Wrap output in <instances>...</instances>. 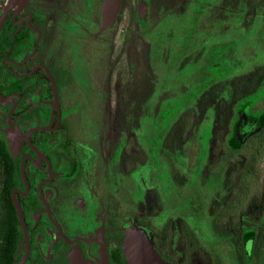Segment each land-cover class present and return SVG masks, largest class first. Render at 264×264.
<instances>
[{"label":"flooded vegetation","instance_id":"1","mask_svg":"<svg viewBox=\"0 0 264 264\" xmlns=\"http://www.w3.org/2000/svg\"><path fill=\"white\" fill-rule=\"evenodd\" d=\"M102 2L0 0V110L8 131L0 142L12 155L7 183L21 232L14 264H128L124 230L134 218L167 264H264L259 235L246 239L243 230L242 253L231 251L226 236L231 227H264V202L262 218L240 225L264 161V141L256 140L264 98L253 107V81L239 76L236 31L224 32L211 11L172 13L206 27L182 36L176 51L174 31L167 32L168 46L153 45L148 62L143 43L124 57L135 58L134 92L123 65L119 123L113 139L103 141L110 128L108 74L116 64L106 60L111 52L123 55L125 45L110 46L106 34L119 17L102 30ZM255 16L264 19V11ZM192 45L195 54L187 49ZM176 54L184 60L171 66ZM199 60L205 66L216 60L227 68L224 77L198 78L195 85L187 74ZM78 83L89 92L77 91ZM126 100H135L134 110ZM175 106L187 116L177 120ZM202 116L209 118L202 122Z\"/></svg>","mask_w":264,"mask_h":264},{"label":"rangeland","instance_id":"2","mask_svg":"<svg viewBox=\"0 0 264 264\" xmlns=\"http://www.w3.org/2000/svg\"><path fill=\"white\" fill-rule=\"evenodd\" d=\"M186 1L184 4L180 3L181 0H144L147 5L146 10V17L141 18L140 16V4L141 0H132L131 3V11H134L133 15H123L118 16V22L116 25L112 28H109L110 30L106 34V38L110 44V46H120L124 41V54L123 57H127L129 54H132L136 48H139V46L142 45V37L143 39H153V45H160L159 51L162 50L161 46H168V44H165L162 42V39L167 35V32L169 34L175 35L174 42L171 43L173 45V50H179V46L183 44L182 36L187 34H195L199 30L202 29L201 26L199 27H192L190 22L187 24L186 21L181 20V18H178V16H175L176 19H173L172 13H179L180 15L184 16L187 12L194 13L196 6L194 5L193 0H184ZM255 1H261L262 0H249L250 3L254 4ZM207 2H215L214 4L208 3V5L204 6L205 8H210L217 14V21H223L222 23V29L224 32H227V34L230 33L232 29L236 31L237 38L239 40L240 46L238 50V54L240 56V66L242 69L239 73H244L245 71H250L251 68L262 65L264 62V19H260L255 16L256 14V8L254 10L252 9V5L246 6V3H248V0H238L237 4L226 6L224 5L221 0H207ZM183 4V5H182ZM205 4V3H204ZM264 4V2H263ZM199 5V4H197ZM210 6V7H209ZM198 8L201 7L200 5L197 6ZM207 9L206 12L209 10ZM251 9V10H249ZM204 10V9H202ZM259 10H262V7L259 8ZM252 18L254 20H252ZM180 19V20H179ZM210 20V19H206ZM205 21L203 28H205ZM202 25V23H200ZM138 28L139 32L135 29ZM209 29V26H207ZM100 24H96L93 30L97 32L99 30ZM194 30V32H193ZM253 30V34L250 37L248 35L249 31ZM141 35V36H140ZM248 35V36H247ZM244 38V39H243ZM154 40H156L154 42ZM199 39L197 41L198 45ZM58 43L52 44V49L57 50ZM218 47L216 50L218 52H221V50ZM188 51L192 54H195L197 52V48L195 45L189 46ZM237 49V48H236ZM132 52V53H131ZM117 55V53L115 54ZM114 55V56H115ZM173 59L176 61V63H173L170 61L171 66H176L177 63L180 65L184 59L179 60L178 54H176ZM125 60V59H124ZM180 61V62H179ZM92 66L96 65L97 63L95 61H92ZM123 63H116L115 67L111 69V72L108 74V86L107 91L111 94L110 99L107 100L106 104L104 105V109L107 111L106 114L109 116V139L104 138L103 141H111L114 137V127L117 123L115 120V112L117 109V92L119 90V87L122 83L121 74H124V71L121 69L123 67ZM185 66H188L186 64ZM204 67L205 64H203V60H199L197 63H192L189 66V73L187 74L188 77H194L192 79V82H194L195 85H197L196 80L198 78L202 79V82L206 81V78L204 77ZM176 70V69H175ZM123 77V76H122ZM75 88L77 91L79 89L84 90L86 92H89L84 84L81 85L80 83L75 84ZM78 93V92H77ZM78 98H80V93H78ZM86 108V106H85ZM259 108H264V104L259 106ZM209 117H203L202 116V122H206V120ZM212 119V118H211ZM7 127L5 126L4 119L2 117V113L0 110V138H3L7 141L6 133H7ZM203 134V133H201ZM248 154L244 156H247ZM248 157V156H247ZM255 194L253 197H251V201L243 208L241 211L239 218H240V225L243 223L241 220H248L253 217L255 220H259L261 217V214L259 213L261 210V205L264 202V161H262L260 166V176L257 178V186L255 188ZM191 199V198H190ZM238 218V219H239ZM178 220V222L175 224L176 230L179 228L181 222L183 220L175 219V222ZM137 226L138 223L136 222V219H132L127 223L126 229ZM134 229V228H131ZM246 231L245 233L246 239H252L254 236L256 237V234L260 236V243L257 246V252L260 255H263L264 253V227L262 228H233L226 230V236L227 241L231 247V251H236L238 248L239 252H243V246H241V243L239 244L240 240L239 237L242 234V232ZM208 248V247H207ZM209 249V248H208Z\"/></svg>","mask_w":264,"mask_h":264},{"label":"trees","instance_id":"3","mask_svg":"<svg viewBox=\"0 0 264 264\" xmlns=\"http://www.w3.org/2000/svg\"><path fill=\"white\" fill-rule=\"evenodd\" d=\"M263 2L255 1L254 4L252 5V9L254 10V8H256V12L264 11ZM131 3H132V0H122V5H121V10H120V15H119L120 17L123 15H128V16H131V14L133 15L134 11H131ZM194 5L196 6V8H194L196 13H202V12L207 11L208 9L204 7L206 6L204 4H199L201 6L199 8L197 7L199 5L197 4H194ZM224 5L231 6L229 4H224ZM261 7H262V10H259V8ZM209 11L215 13L212 9H210ZM254 19L252 18V20ZM209 22L213 24L217 21L213 20ZM218 22L220 24V27H222L223 21H218ZM199 23H202V21ZM203 25L199 24V26H201L202 28H203ZM136 27L137 26H135V29L139 32L138 28ZM209 28L213 29V26L211 25ZM252 34H253V30L248 32V35L250 37L252 36ZM142 43L144 46H148V49H149V50L148 49L143 50V53H142L143 61L148 62L149 56H150L149 52L152 51V47H153V41L147 38L143 39L142 37ZM119 53H117L118 56L114 58L113 52H111L110 54H108V57H107L108 60L106 61L108 62L113 61L114 63L121 62V64L122 63L124 64L126 68V73H127L126 78L128 81L127 89L128 91H130L129 89H131L130 92H134L135 58H133V55L129 58H124L123 55ZM226 69L227 68L224 66L220 68L219 64L216 65V60H213L211 65L206 64V66L204 67V77L208 81L210 79L220 80L224 77L223 73L224 71L226 72ZM232 69H234V67ZM241 69H242L241 66L238 67V70H241ZM239 76L240 78L241 77L245 79L249 78V80L253 81L252 84H253L254 91H252V94H250L249 96L251 98L250 102L252 103V106L254 107L264 98V62L262 65H257L251 68L250 71H247V72L245 71V74L244 73L239 74ZM187 102L188 101H185V102L180 101L179 104L183 106V104ZM135 103H136L135 100H126L125 107L128 110H134ZM179 107L177 108L175 106V112L178 111ZM185 111H186V108H183V109L181 108L180 111L175 113V118L178 120L181 115L183 116L185 114ZM186 116L187 115L185 114V117ZM180 123H181L180 126H184V124H186L184 120H180ZM176 134H178V132H176ZM179 135L182 137L183 132H181ZM256 140L264 141V122H263L262 131L257 134ZM12 163H13L12 155L9 152L8 146L6 145L5 141H1L0 142V264H14V256H15L18 244L20 242V236H21L16 210L14 208V204L11 198V187L7 183L8 175L11 173H14ZM214 231L215 232L218 231L219 233V232H223L224 229H218V230L214 229Z\"/></svg>","mask_w":264,"mask_h":264},{"label":"water","instance_id":"4","mask_svg":"<svg viewBox=\"0 0 264 264\" xmlns=\"http://www.w3.org/2000/svg\"><path fill=\"white\" fill-rule=\"evenodd\" d=\"M122 0H103L101 6L102 30L113 26L121 10ZM147 4H140V14L146 17ZM20 219L21 209L16 201ZM134 228V229H131ZM123 250L128 264H167L156 253L152 239L144 228L132 226L124 230Z\"/></svg>","mask_w":264,"mask_h":264}]
</instances>
